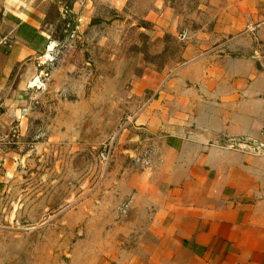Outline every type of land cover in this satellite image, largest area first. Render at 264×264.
Returning a JSON list of instances; mask_svg holds the SVG:
<instances>
[{
    "label": "rangeland",
    "instance_id": "rangeland-1",
    "mask_svg": "<svg viewBox=\"0 0 264 264\" xmlns=\"http://www.w3.org/2000/svg\"><path fill=\"white\" fill-rule=\"evenodd\" d=\"M211 1L37 0L47 46L0 120V264H98L123 240L119 176L155 154L138 118Z\"/></svg>",
    "mask_w": 264,
    "mask_h": 264
},
{
    "label": "crops",
    "instance_id": "crops-1",
    "mask_svg": "<svg viewBox=\"0 0 264 264\" xmlns=\"http://www.w3.org/2000/svg\"><path fill=\"white\" fill-rule=\"evenodd\" d=\"M209 11L205 26L184 33L181 64L141 111L154 159L120 174L123 240L98 264H264V156L220 146L264 142V0H212ZM42 18L37 0H0L5 123L20 68L27 78L47 46Z\"/></svg>",
    "mask_w": 264,
    "mask_h": 264
},
{
    "label": "built area",
    "instance_id": "built-area-1",
    "mask_svg": "<svg viewBox=\"0 0 264 264\" xmlns=\"http://www.w3.org/2000/svg\"><path fill=\"white\" fill-rule=\"evenodd\" d=\"M261 57L264 62V52ZM262 134H264V125L262 126ZM220 146L228 150L253 156H264V142H256L247 138H228Z\"/></svg>",
    "mask_w": 264,
    "mask_h": 264
}]
</instances>
